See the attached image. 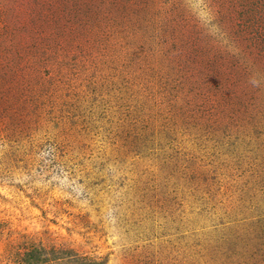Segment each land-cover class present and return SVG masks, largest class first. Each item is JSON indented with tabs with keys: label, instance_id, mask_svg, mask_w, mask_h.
I'll return each instance as SVG.
<instances>
[{
	"label": "rangeland",
	"instance_id": "rangeland-1",
	"mask_svg": "<svg viewBox=\"0 0 264 264\" xmlns=\"http://www.w3.org/2000/svg\"><path fill=\"white\" fill-rule=\"evenodd\" d=\"M0 264H264V0H0Z\"/></svg>",
	"mask_w": 264,
	"mask_h": 264
},
{
	"label": "clouds",
	"instance_id": "clouds-1",
	"mask_svg": "<svg viewBox=\"0 0 264 264\" xmlns=\"http://www.w3.org/2000/svg\"><path fill=\"white\" fill-rule=\"evenodd\" d=\"M250 83L253 85V86H257L259 81L256 79L255 76H253L251 79H250Z\"/></svg>",
	"mask_w": 264,
	"mask_h": 264
}]
</instances>
